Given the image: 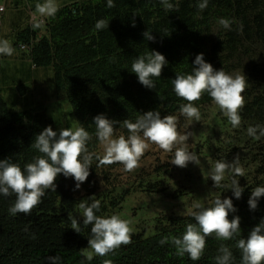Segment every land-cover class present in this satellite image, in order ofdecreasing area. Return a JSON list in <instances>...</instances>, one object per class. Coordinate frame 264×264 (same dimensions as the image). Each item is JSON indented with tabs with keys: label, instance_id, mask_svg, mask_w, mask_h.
I'll use <instances>...</instances> for the list:
<instances>
[{
	"label": "trees",
	"instance_id": "trees-1",
	"mask_svg": "<svg viewBox=\"0 0 264 264\" xmlns=\"http://www.w3.org/2000/svg\"><path fill=\"white\" fill-rule=\"evenodd\" d=\"M200 2L202 0H169L173 8L168 10L161 0H113L114 7H108L107 0H78L59 7L54 18L46 19L45 34L39 35L40 29H31L27 25L15 32L11 46L20 51L21 56L28 57L35 67H52L55 89L65 93L78 127L85 128L92 136L87 144L89 152L100 155L95 116L103 114L117 121L114 138L121 135L127 138L130 133L123 126V120L135 122L147 111L159 112L162 118L173 115L180 123L181 119L186 120L180 107L188 102L177 96L172 81L177 74L192 73L197 54L203 53L205 61L214 69L229 73L236 67L229 69L227 63L234 52L244 50V43L251 44L256 50H260L257 42L264 47V0H208L203 10L198 7ZM13 5L16 7L17 3L13 2ZM221 18L230 22L229 28L223 30L222 25L220 28ZM100 19L109 21L108 28L96 29L95 24ZM216 26L219 27L215 29L218 32L213 33ZM145 31L151 33L155 40H147L143 35ZM20 44L29 45L28 52L21 51ZM152 50L163 54L168 63L160 77H153L155 88L149 89L138 81L131 66L137 57ZM256 66L253 65L255 76L250 82L263 73ZM19 89L24 94L23 84ZM250 89L248 86L244 91V106L239 109L241 123L239 127H233L236 133L242 127L257 128V133H260V127L264 128V92L260 94V91ZM211 102L213 99L205 92L193 106L199 108ZM220 122L232 127L224 111H220ZM49 126L56 131L53 120L42 105L28 110H13L0 92V160L8 159L23 170L27 163L43 155L32 144L35 137ZM231 138L227 146H216L217 161L230 163V160H235L228 157L241 147L240 135L235 134ZM257 144L258 141L251 147L255 148ZM153 147L166 153L158 145ZM166 155H169V160L155 164L154 173L180 168L171 162L174 150ZM263 162L255 172L264 174ZM98 164L94 156L90 174L78 189L73 177L58 174L56 191L45 190L41 202L30 214L12 215L9 208L15 203V194H0V264H52L49 257L56 256L60 257L56 264H104L106 260L110 264H217L215 258L222 255L219 251L221 245L231 251V264H242V252L237 241L247 239L250 231L264 220V196L258 198L254 210L249 207L248 200L252 190L257 186L264 187V183L240 179L238 183L243 191L237 199L230 181L237 177L234 174L229 180H222L226 182H221V187H215L218 195L223 192L222 199L231 198L236 209L229 211V220L234 216L240 217V234L234 239H218L213 233L205 237L206 245L199 260L193 261L188 253L180 256L170 241L163 245L160 241L165 237H182L186 226L196 221L191 212L187 216L170 214L158 219L152 234L132 233L131 243L120 245L106 256L93 254L89 261L82 250L88 246L91 225H83L79 204L97 199L100 210L96 214L110 217L120 209L122 200L129 193L128 188L120 193L110 189L113 186L112 173L120 163ZM139 173L140 178L147 175ZM101 181L110 187L99 192ZM139 186L142 187L141 182ZM164 189L157 188L156 184L143 188L150 192ZM183 190L180 188L168 195L175 199L186 189ZM72 218H77L81 232L71 227Z\"/></svg>",
	"mask_w": 264,
	"mask_h": 264
},
{
	"label": "clouds",
	"instance_id": "clouds-1",
	"mask_svg": "<svg viewBox=\"0 0 264 264\" xmlns=\"http://www.w3.org/2000/svg\"><path fill=\"white\" fill-rule=\"evenodd\" d=\"M10 2L13 5V2L17 3V0H10ZM161 2L168 10L173 8L169 0H161ZM207 3L208 0H202L198 7L203 10L207 7ZM107 6L114 7L113 0H107ZM15 8H18V4ZM21 9L27 11L28 19L31 18V20L29 19L31 23L29 22L28 26L31 29H40L39 35H41L45 34L41 33V29L44 27L46 19L55 17L59 5L56 0H27V4ZM4 11L5 7L1 5L0 20ZM219 23L224 28L230 27V22L227 19L221 18ZM108 24L109 21L100 19L96 22L95 27L102 30L108 28ZM143 35L147 40H155V37L148 31H145ZM257 46L261 51H264V47H261L259 42H257ZM19 48L21 51H26L30 46L20 44ZM13 52L14 49L8 40H0V55L11 56ZM167 63L163 54L152 50L150 53L137 57L132 63L131 71L137 75L138 81L143 86L152 89L155 88L153 77H160L162 69ZM193 63L195 67L191 74H177L172 81L177 96L188 102L181 105V114L189 119L199 121L201 118L199 109L210 104L213 105L215 102L220 108L219 111H224L232 127H239L241 123L239 109L244 106L245 92L243 91H246L248 87H246L244 76L237 74L233 77L223 70L214 69L210 63L205 61L203 53L197 54ZM259 67L263 70L262 75H264V66ZM236 70L238 69L231 70V72ZM250 86V90L260 91V94L264 92V83H261L258 78L250 82ZM205 92L210 95L213 102L199 108L193 106V103L199 100ZM93 119L95 135L103 146L102 156L89 152L87 144L92 136L85 128L77 127L75 130L62 128L57 133L49 126L35 137L32 144V147L43 155L36 157L34 162L27 163L23 170L18 164L11 163L8 159L0 160V194L4 196L15 194L16 196L15 203L9 208L12 215L30 214L32 209L41 202L45 190L56 191L55 180L58 174L62 173L65 177H73L78 189L90 174L89 168L94 156L99 161L98 166L120 163L124 165L125 171L131 172L139 167V160L151 142L166 153L172 152L175 148L174 158L171 162L178 167H187L190 161L199 164V159L194 153L189 152L186 147L178 146L183 145L188 137L178 133L177 118L173 115H165L162 118L159 112L147 111L135 122L125 119L123 126L130 133L127 138L123 135L114 138V125L117 121L110 120L103 114H99ZM256 131L257 128H248L250 136H255ZM260 135L264 136V128L260 129ZM226 170H230L235 176H244V170L239 166L238 160H234L232 163L217 161L210 173L214 186H220L225 178ZM153 184H156L157 187V183ZM160 188L164 189V187ZM231 188L235 197L239 199L243 189L236 179L232 180ZM261 196H264V187L257 186L252 190L248 200L251 209H256L257 200ZM193 208L196 210L192 211L191 215L196 223H189L182 237H165L160 241L161 245L170 241L176 247L178 255L183 256L188 253L190 258L196 261L203 254L206 245L205 237L215 233L218 239L230 240L240 234V217L234 216L231 220L228 218L229 211H236L231 198L217 197L210 207H205L197 201L194 202ZM79 209L82 210L83 225L86 227L91 225L88 247L82 250V254L89 261L92 260L93 254L106 256L120 245L131 243L130 222L115 214L110 217L97 215L96 213L100 210L99 200L92 199L90 203L82 201L79 204ZM71 224L76 232H81L77 218H72ZM237 247L242 252V264H261L264 261V220H261L250 231L247 239H239ZM219 251L222 255L215 258L217 264H231V251L223 245ZM59 259V256L49 257L52 264H56ZM104 264H110V262L106 260Z\"/></svg>",
	"mask_w": 264,
	"mask_h": 264
},
{
	"label": "rangeland",
	"instance_id": "rangeland-1",
	"mask_svg": "<svg viewBox=\"0 0 264 264\" xmlns=\"http://www.w3.org/2000/svg\"><path fill=\"white\" fill-rule=\"evenodd\" d=\"M74 1L78 0H56V3L62 7ZM17 4L18 8H15L10 0H0V6L5 7L0 20V38L8 40L10 45L15 38V32L29 25V19L31 20V18L28 19L27 11L21 9L27 4V0H17ZM216 28L219 27L216 26L212 30L213 33L218 32L215 30ZM222 29L225 30L224 27ZM41 31V33H45L43 28ZM26 51L28 52V50ZM19 53L20 51L14 48L11 56L4 55L0 58V92L5 102L13 110H28L42 105L53 120L55 129L60 130L65 127L75 130L78 127L77 119L65 93L54 87L52 67H35L28 57H23ZM254 64L257 65L256 68L264 66V51L256 50L251 44L244 43V50L234 52L227 63L229 69L236 67L238 70L228 74L233 77L237 74L244 76L246 87L250 86V81L255 76L253 74ZM258 79L264 83V75L259 76ZM20 84L25 86L24 94L20 93ZM219 109V106L214 102L213 105L210 104L199 109L201 113L199 121L187 117L186 120L181 119L180 123L177 121L178 133L188 137L183 145L178 146L186 147L189 152L194 153L199 159V164L190 161L187 167H180L169 173L155 174L152 171L155 164L167 161L170 157L166 153L156 150L153 147L155 144L149 142L148 152L140 158L139 167L129 172L124 170L123 164L116 166L112 173L111 184L113 186L110 189L113 188L115 193H120L128 188L129 193L122 200L120 209L111 215H119L121 219L130 222V235L138 232L152 234L158 219L166 218L170 214L187 216L196 210L193 208L194 202L198 201L205 206L213 203L216 196L222 199L224 194L222 192V195H218L219 192L215 189L216 186H214L210 173L217 162L216 146H227L235 134L240 135L241 147L232 153L228 151L231 153L228 158L238 160L239 166L244 170V176H237L235 179L237 181L243 179L251 183H264V174L255 172L264 161V136L257 132L255 136H250L246 127H242L241 131L236 133L233 127L222 125L219 119ZM57 129L56 131H58ZM256 141L258 144L255 145V148H251ZM173 150L175 153V148ZM98 152L101 156L103 155L101 144L98 146ZM157 159L158 161H156ZM230 161V163L233 162V160ZM140 171L147 175L140 178ZM232 174L230 170H226L224 179L229 180ZM140 182L142 187L139 186ZM225 182L222 181V184ZM153 183H157V188L164 187V191H143V188L145 189ZM100 186L99 192L110 187L105 186L102 181ZM180 188L186 190L177 198L173 199L168 195Z\"/></svg>",
	"mask_w": 264,
	"mask_h": 264
}]
</instances>
